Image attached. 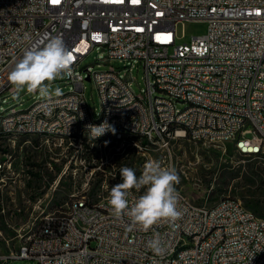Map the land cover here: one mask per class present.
Listing matches in <instances>:
<instances>
[{
    "label": "built area",
    "instance_id": "obj_1",
    "mask_svg": "<svg viewBox=\"0 0 264 264\" xmlns=\"http://www.w3.org/2000/svg\"><path fill=\"white\" fill-rule=\"evenodd\" d=\"M190 21L206 22L207 32L177 44V25ZM25 33L30 40H24ZM55 36L73 57L66 81L74 90L38 100L17 121L22 129L8 123L15 107L0 114V130L8 123L11 148L21 141L36 150L47 148L56 162L63 157L68 166L91 168L89 181L105 163L125 167L119 159L151 149L169 151L178 138L232 144L241 155L264 158V0H0V96L11 90L9 74L23 53ZM98 47L105 63L137 61L146 75L145 103H131L130 77L96 72L101 114L114 128L129 129V136L115 135L114 143H106L107 132L90 138L86 125L99 124L85 93H77L84 75L83 69L74 73V66ZM190 54H198V61H190ZM55 102L67 103L75 118L61 112L56 126L35 123V116L49 115ZM133 132L146 133L147 140L156 137V144L140 146ZM35 133H43V140L34 141ZM83 148H91L90 160H82ZM13 157L0 158V188L6 180H18ZM114 185L103 181L91 196L71 195L66 210L45 213L32 233L19 232L18 249L0 256L2 263L264 264V217L240 201L196 204L175 188L181 217L145 231L126 215L115 216L108 204ZM144 191L130 190V203ZM154 236L163 241L162 255L148 248ZM183 244H191V251H183ZM175 247H182L181 257H174Z\"/></svg>",
    "mask_w": 264,
    "mask_h": 264
},
{
    "label": "rangeland",
    "instance_id": "obj_2",
    "mask_svg": "<svg viewBox=\"0 0 264 264\" xmlns=\"http://www.w3.org/2000/svg\"><path fill=\"white\" fill-rule=\"evenodd\" d=\"M207 29L208 24L203 21L179 23L176 27L177 44L202 36ZM104 59L105 54L98 47L92 50L79 66L83 69L86 103L94 118L101 116V101L94 80H87L89 74L86 68L91 73L110 69L121 71L120 76L123 79L126 76L132 79V89L136 95L145 96L147 91L145 70L139 62L116 60L105 63ZM53 87H60L63 94L74 90V85L66 81V76L55 81ZM13 90L15 89L12 86L10 91L0 96V114L13 107L17 111L26 110L40 100L37 95L26 92L17 94ZM34 140L42 141L43 138L34 137ZM139 145L149 147L153 144L142 141ZM0 147V158L13 154L15 172L20 173L15 184L6 180L0 188V256L9 255L11 251L18 249L19 232L32 233L45 213L66 210L71 203V195L86 193L91 196L103 181L109 184L122 182V167L119 166L105 163L101 168H96L89 181L91 168L81 164L75 167L74 163L68 166L63 157L56 162L53 159L57 155L52 156L47 148L36 150L33 146L23 145L22 141L11 148L8 140L0 141ZM85 149L82 150V160H90L91 150ZM151 160H157L164 167L175 169L179 177L175 188L185 193L196 204H214L222 198H233L256 216L264 217V158L241 155L232 144L214 145L178 138L171 142L169 151L151 149L141 155L133 154L127 159H119L118 162L128 164L127 167L132 168L139 177L145 163ZM74 168L77 170L75 176ZM115 177L118 178L117 181ZM0 264L35 262L9 259L6 263L0 260Z\"/></svg>",
    "mask_w": 264,
    "mask_h": 264
},
{
    "label": "clouds",
    "instance_id": "obj_3",
    "mask_svg": "<svg viewBox=\"0 0 264 264\" xmlns=\"http://www.w3.org/2000/svg\"><path fill=\"white\" fill-rule=\"evenodd\" d=\"M28 33L24 40H30ZM73 57L60 36L48 37L41 45H34L23 53L9 74V81L17 94L26 92L37 95L41 100L63 94L60 87H53L58 79L72 75ZM83 114L81 113V119ZM89 136L96 139L106 132L115 134V128L107 121L100 125H86ZM107 143V142H106ZM121 183L115 184L109 193L108 204L116 217L126 215L132 224L147 231L160 221L173 223L182 212L178 208V194L175 185L179 177L175 169L164 167L159 161L145 163L142 174L137 177L130 167L120 169ZM145 189L130 203V190ZM148 248L156 255L164 252L163 241L154 236L148 241Z\"/></svg>",
    "mask_w": 264,
    "mask_h": 264
},
{
    "label": "bare ground",
    "instance_id": "obj_4",
    "mask_svg": "<svg viewBox=\"0 0 264 264\" xmlns=\"http://www.w3.org/2000/svg\"><path fill=\"white\" fill-rule=\"evenodd\" d=\"M190 61H198V54H190ZM79 66L80 65L74 66V73H82V69H80ZM107 73H118V71L110 69V70H107ZM88 77L90 78V80L96 79V72L95 73L89 72ZM77 93H85L84 92V85H77ZM67 94H69V93H67ZM131 103H145V96H138L136 94H132L131 95ZM33 106H36V103ZM61 112H63V118H75V111L67 110V103L55 102V103H53L52 112L49 115H47V116H35V123H45V126H56V123H58V120L61 118ZM21 117H25V110L17 111L15 109H13V111L10 112V115H8V123H15V129H22V122H17L19 119H21ZM105 121L108 122V115L107 114H101L100 118H96V124L100 125L101 123H103ZM8 123H1L0 141L9 139ZM115 130H116L115 134H112L111 131L107 132V134H106V142L107 143H114L115 135H117V136H129V129H127V128H115ZM34 137H38L41 139V138H43V133H35ZM133 139L137 143H140L142 141H146V142L153 144V145L156 144V137H149L147 140V134L142 133V132H133ZM86 149L91 150V148H86ZM85 157H86V155H85ZM183 251H191V244H183ZM181 255H182V247H175L174 248V257H181Z\"/></svg>",
    "mask_w": 264,
    "mask_h": 264
},
{
    "label": "snow or ice",
    "instance_id": "obj_5",
    "mask_svg": "<svg viewBox=\"0 0 264 264\" xmlns=\"http://www.w3.org/2000/svg\"><path fill=\"white\" fill-rule=\"evenodd\" d=\"M56 2H58V0H53V3H56Z\"/></svg>",
    "mask_w": 264,
    "mask_h": 264
},
{
    "label": "water",
    "instance_id": "obj_6",
    "mask_svg": "<svg viewBox=\"0 0 264 264\" xmlns=\"http://www.w3.org/2000/svg\"><path fill=\"white\" fill-rule=\"evenodd\" d=\"M87 80H90V78H89V77H87Z\"/></svg>",
    "mask_w": 264,
    "mask_h": 264
}]
</instances>
